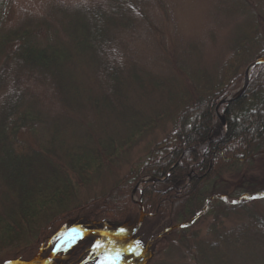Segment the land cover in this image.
I'll return each mask as SVG.
<instances>
[{
    "label": "trees",
    "instance_id": "obj_1",
    "mask_svg": "<svg viewBox=\"0 0 264 264\" xmlns=\"http://www.w3.org/2000/svg\"><path fill=\"white\" fill-rule=\"evenodd\" d=\"M146 5L147 0H106L103 6L76 12L84 35L78 45L91 54L98 52L101 78L109 91L104 96L115 95L120 86L109 58L116 49L107 35L110 15L141 13ZM239 10L245 11L242 5ZM253 25L257 24L252 22L246 30ZM246 30L238 35L217 78L201 77L190 95H179L177 106L168 111L171 131L106 190L83 200L78 190L92 182L102 154L92 144L90 130L76 138L81 123L66 114V128L77 144L64 156L53 140L35 149L18 137L21 130L35 132L39 121L30 109L35 97L31 81L51 80L57 100L73 109L74 101L62 84L61 56L35 43L28 31L12 48L7 46L9 39L0 38V180L9 195L0 212V264L43 261L58 240L73 232L132 230L140 205L144 218L131 238L102 237L100 249L94 247V235L73 238L47 264H98L105 254L117 253L118 264H177L170 258L179 255L185 257L179 264H209L227 243L233 248L255 245L257 240L264 244V215L244 207L239 212V205H228L220 191L227 170L252 167L264 157V63L252 67L242 93L226 102L242 88L248 64L264 57V30L255 37ZM257 45L261 49L255 57L247 58V50ZM231 213L245 215L247 222L222 230V220ZM207 216L212 217L211 225L207 236L199 238L192 228Z\"/></svg>",
    "mask_w": 264,
    "mask_h": 264
},
{
    "label": "rangeland",
    "instance_id": "obj_2",
    "mask_svg": "<svg viewBox=\"0 0 264 264\" xmlns=\"http://www.w3.org/2000/svg\"><path fill=\"white\" fill-rule=\"evenodd\" d=\"M105 3L106 0H0V38L9 39L7 46L12 48L19 35L28 31L35 43L57 51L61 56L62 84L74 101L73 109H69L57 100L51 80L31 81L35 97L29 104L39 121L35 132L21 130L18 137L35 149L53 140L64 156L77 144L66 128L70 125L64 122L69 113L81 123L76 138L90 130L92 144L102 151L92 182L78 190L82 200L106 190L171 131L168 111L177 106L179 95H190L201 77L220 75L238 35L245 33L252 22L257 25L246 30L250 37L264 30V0H147L141 13L127 12L123 17L112 14L107 35L116 49L109 58L119 73L120 86L115 95L107 97L102 95L109 91L101 78L98 52L91 54L78 45L84 38L79 12ZM239 5L244 12H240ZM260 49L254 46L245 56L253 58ZM113 99L120 107H112L116 104ZM1 147L0 142V150ZM220 191L228 205H239V212L244 207L264 215V157L252 167L227 170L222 175ZM8 199L0 180V212L6 209ZM211 222V216L202 218L192 230L199 238L207 236ZM246 222L245 215L231 213L222 220V230ZM94 237L96 243L103 242L101 235ZM184 260L181 255L174 256L170 263ZM42 262L35 260L34 264ZM143 263L147 264H140ZM209 264H264V244L257 240L255 245L233 248L227 243Z\"/></svg>",
    "mask_w": 264,
    "mask_h": 264
},
{
    "label": "water",
    "instance_id": "obj_3",
    "mask_svg": "<svg viewBox=\"0 0 264 264\" xmlns=\"http://www.w3.org/2000/svg\"><path fill=\"white\" fill-rule=\"evenodd\" d=\"M261 63H264V57L257 58V59H255L254 61H252L251 63L248 64V66L244 70V82H243L242 88L235 95L231 96L226 102L236 98L237 96H239L240 93H242V91L244 90L245 85H246V83L248 81L249 71L252 69L253 66H255L257 64H261ZM220 119H221V121L223 123V129L225 130L226 126H225V123H224V119H223V117H220ZM143 218H144V212H143V209H142V207L140 205V217H139V220H138L136 226L131 231H129L126 234H114V233L106 232V231L100 232V231H94V230H82V231L78 232L76 234V236H73V234L65 235L62 239H60L56 243V245L54 246L53 250L51 251L49 256L45 259L43 264H47L48 263V261L53 257V255L57 252L59 247L64 242H66L69 239L76 238V237H79V236L96 235L97 234V235L105 236V237H107V238H109L111 240L112 239H116V240H120V241L121 240H127V239L131 238L139 230V228H140V226L142 224ZM130 264H132V263H130Z\"/></svg>",
    "mask_w": 264,
    "mask_h": 264
},
{
    "label": "snow or ice",
    "instance_id": "obj_4",
    "mask_svg": "<svg viewBox=\"0 0 264 264\" xmlns=\"http://www.w3.org/2000/svg\"><path fill=\"white\" fill-rule=\"evenodd\" d=\"M94 247L96 249H100L103 247L102 244H100L99 242H97ZM119 261V254L117 253L116 255H109V254H105L100 261L98 262V264H118Z\"/></svg>",
    "mask_w": 264,
    "mask_h": 264
}]
</instances>
